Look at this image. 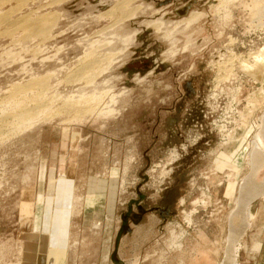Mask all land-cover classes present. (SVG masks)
<instances>
[{"label":"rangeland","instance_id":"obj_1","mask_svg":"<svg viewBox=\"0 0 264 264\" xmlns=\"http://www.w3.org/2000/svg\"><path fill=\"white\" fill-rule=\"evenodd\" d=\"M3 1L0 264H249L263 197L225 171H241L244 149L212 158L264 93V0H132L120 22L109 11L124 0ZM39 16L46 31L24 38ZM87 55L107 56L93 78ZM82 86L96 110L66 106ZM49 94L32 118L8 117Z\"/></svg>","mask_w":264,"mask_h":264},{"label":"crops","instance_id":"obj_2","mask_svg":"<svg viewBox=\"0 0 264 264\" xmlns=\"http://www.w3.org/2000/svg\"><path fill=\"white\" fill-rule=\"evenodd\" d=\"M250 95L252 96L251 98H254V100H257L258 102L251 103L250 105H244L241 115L239 114L237 118L239 122L245 125V130L247 131H244L241 135L240 140H236V143H234V145L232 146L231 143L229 145H224L221 148L220 146H214L213 149H215V157L212 158V164L214 166V159L216 158L220 150H224L225 152L232 155L234 154V157H236L243 149L245 150L244 153L246 154V157H244V159H242V161L240 162L241 171L238 172V174L229 168H226L225 171L226 173H229L231 179L235 178L239 181H257V183L253 185V188L248 189V187L244 185L243 187H241V191L240 187L238 188V190L239 194L241 192V194H244L246 196L256 195V198L263 197L262 203L258 205L255 212L258 217L257 221L255 222L256 231L253 233V236L250 238V240H247L245 242L244 258L249 261V264H264V154H262L261 152H257L254 154V159H252L251 151L253 141L247 142L244 138L247 136V134H249V127L252 126L254 127V129H256L255 125L257 124V122H261L259 121L260 115L257 114L259 116H255V112L257 113L258 109H261V113L264 111V93L255 91ZM259 100L262 102L260 103ZM253 104H255V107L253 106ZM252 131L250 133H252ZM248 149H250V151ZM212 170L215 171L213 167ZM242 184H245V182H243Z\"/></svg>","mask_w":264,"mask_h":264},{"label":"bare ground","instance_id":"obj_3","mask_svg":"<svg viewBox=\"0 0 264 264\" xmlns=\"http://www.w3.org/2000/svg\"><path fill=\"white\" fill-rule=\"evenodd\" d=\"M2 1V0H1ZM5 1V0H4ZM4 1H3V3H4ZM11 1V0H10ZM20 1V0H19ZM21 1H23V0H21ZM27 1V0H26ZM25 1V2H26ZM29 1V0H28ZM27 1V2H28ZM123 1V0H122ZM135 1V0H134ZM132 2V0H124L123 1V3L122 4H119L116 8H112V9H110V8H108V9H110V11H109V13H111L112 14V16L113 15H115V13L117 14V12H120L121 13V15H119L120 17L118 18V22H120L121 20H123V19H125L126 17H128V16H133L134 15V12H136L135 10H139V5H138V7L136 6V7H134V9L133 8H131L132 10L131 11H127V6H128V4H130ZM6 3V2H5ZM21 3V2H20ZM121 3V2H120ZM16 4H18L17 2H16ZM52 5V4H51ZM17 6H19V5H17ZM113 6H115V5H113ZM220 7H221V5H220ZM19 7H17V9H18ZM15 9V8H14ZM12 10V9H11ZM10 10V11H11ZM133 10H134V12H133ZM15 11V10H14ZM16 12V11H15ZM19 12V11H18ZM107 13V12H106ZM10 14H11V12H10ZM14 14V13H13ZM32 14V13H31ZM110 14V15H111ZM106 15H108V13L106 14ZM10 16L11 15H8V14H0V22H2V23H5V22H7V24H9V22H10V20H12L11 18H10ZM49 16V15H48ZM48 16H46V17H48ZM111 16V17H112ZM12 17V16H11ZM41 17V18H40ZM46 17H42V16H39V19H30V18H27V17H25V18H27V19H24V31H25V33H23V35H24V38H26V37H29V36H32V35H35V34H37V33H42V32H44V31H46V29H44V31H43V28H46V27H44V26H46L45 24H46ZM110 17V16H109ZM193 17V16H192ZM195 17V16H194ZM49 18L50 17H48L47 18V21H48V23H49ZM115 19V18H114ZM186 19V18H185ZM51 20H52V18H51ZM50 20V21H51ZM193 20V18H190V20H189V22L190 21H192ZM45 21V24L43 23ZM182 21H184V20H182ZM52 22V21H51ZM159 22V21H158ZM185 22V21H184ZM10 23H13V21H11ZM53 23H55V22H53ZM44 24V25H43ZM158 24V23H157ZM185 24V23H184ZM13 25V24H12ZM11 25V26H12ZM15 25V24H14ZM54 25V24H53ZM154 25H156V24H154ZM160 23L158 24V25H156V28H159V30L161 29V27H160ZM17 26V25H16ZM15 26V27H16ZM158 26V27H157ZM183 26V25H182ZM9 27V26H8ZM14 27V26H13ZM13 27H11V28H13ZM14 27V28H15ZM52 27V26H51ZM50 27V28H51ZM48 28L49 27H47V30H48ZM49 28V29H50ZM9 29H10V27H9ZM9 29H8V31H9ZM11 31L13 30V29H10ZM158 30V29H157ZM15 31V30H14ZM36 36V35H35ZM95 53V52H94ZM99 55V54H98ZM105 55V54H104ZM103 55V56H104ZM97 56V55H96ZM86 57V56H85ZM87 57L88 58H86V59H84V60H86L85 62H84V60H83V62H84V68L86 69L85 70V72L84 73H86L87 74V76L86 77H91V78H93L94 76H95V74H96V68H97V73H98V68H100V64H99V66L98 67H96L97 66V64L98 63H100L103 59H105V58H99L98 56L97 57H95V55L94 56H92L91 57V55L90 56H88L87 55ZM83 59V58H82ZM81 59V60H82ZM106 61H108V60H106ZM102 63V62H101ZM104 65V64H103ZM102 64H101V67L103 66ZM83 67V66H82ZM105 68H106V66H105ZM101 69V68H100ZM103 69V68H102ZM82 70V69H81ZM98 76V75H97ZM83 78H85V77H83ZM80 80V79H79ZM85 86V85H84ZM87 86V85H86ZM44 87V86H43ZM42 87V88H43ZM46 90V88H43V89H41V90ZM44 90V92H48V90H46L45 91ZM84 90V87L82 86L80 89H78V91H80V97H79V99H77V100H72V102H69L68 101V103L66 104V106H68V108H70L72 111L73 110H78V107L80 108V107H86V111H93V110H96L97 108H96V106L94 107V106H92V105H90L89 103H90V101H93V100H97L96 102H97V104H99V102L98 101H100L101 100V98L102 97H100L99 96V98L98 97H89V96H84L85 94V92L83 93V96H82V91ZM72 91V90H71ZM85 91V90H84ZM43 92V93H44ZM55 92V91H54ZM79 93V92H78ZM39 94V93H38ZM40 94H41V91H40ZM46 94V93H45ZM45 94H42V95H45ZM42 95H39V97H38V102H39V105H36V104H33L34 102H36V101H31V102H27V100H26V102L24 101H22V98H23V96L21 97V101L20 100H18V101H20V102H16V104L17 105H15V104H13L14 106H17L14 110L15 111H13V114L11 115V116H8V117H13V120H14V117L15 118H17V117H19L20 119L21 118H29L30 119V117L32 118V116L34 115V114H36L37 112H39V111H37L36 110V112H34V110L35 109H38V108H40L41 106H45L44 104H46V102H47V105H51V102H50V100H52L53 101V98L57 95H53V98H52V95H50L51 96V98H49L48 97V99H46V96L45 97H43ZM78 95V94H77ZM59 96V95H58ZM96 96V95H95ZM12 97V96H11ZM82 97V98H81ZM85 97H88L89 98V100L90 101H88V99L87 98H85ZM25 98V97H24ZM27 98V97H26ZM37 98V97H36ZM59 98V97H58ZM97 98V99H96ZM50 99V100H49ZM11 100V99H10ZM24 100V99H23ZM30 100V99H29ZM56 100V99H55ZM48 101H49V103H48ZM57 101V100H56ZM66 101V100H65ZM9 102V101H8ZM14 102V101H13ZM37 102V103H38ZM12 103V102H11ZM57 103V102H56ZM87 103V104H86ZM10 104V103H9ZM106 105V104H105ZM105 105H104V107H105ZM11 106V105H10ZM98 106V105H97ZM57 107V106H56ZM63 107V106H62ZM101 107V106H100ZM42 109L44 108V107H41ZM40 108V111H42V109ZM46 108V107H45ZM11 109H12V107H11ZM107 109H108V107H107ZM67 110V109H66ZM113 110V109H112ZM83 111H85V110H83ZM110 111H111V109H110ZM75 113H77L76 111H74ZM79 112H82V111H79ZM95 112V111H94ZM40 113V112H39ZM38 113V114H39ZM79 115V114H78ZM36 116V115H35ZM7 117V118H8ZM20 119L18 120V121H20ZM1 120V119H0ZM24 120V119H23ZM262 120H264L263 118H262ZM17 121V120H16ZM21 121H22V119H21ZM4 122V121H3ZM2 123V122H1ZM6 123H8V124H10L11 126H13L11 123H9V122H6ZM264 123V121L262 122V124ZM0 126H2L1 124H0ZM262 127H263V125H262ZM263 129V128H262ZM263 133H264V131H262ZM261 132V133H262ZM258 133V132H257ZM260 133V134H261ZM264 135V134H263ZM255 136V135H254ZM256 136H258V135H256ZM258 138L260 139V141H261V138H260V136H258ZM259 141V142H260ZM259 142H257V143H259ZM262 142V141H261ZM263 143V142H262ZM258 145V144H257ZM264 145V144H263ZM259 148L261 147V146H258ZM263 147V146H262ZM262 149V148H261ZM256 152L258 151V149L257 150H255ZM262 151V150H261ZM263 151H264V149H263ZM262 151V152H263ZM264 164V163H263ZM261 166V165H260ZM256 183V182H255ZM241 185V184H240ZM248 217L250 218V217H253V213L250 211V209H248ZM237 255V254H236ZM236 258V257H235ZM236 260V259H235ZM227 263V262H226ZM235 264H238V263H235Z\"/></svg>","mask_w":264,"mask_h":264}]
</instances>
